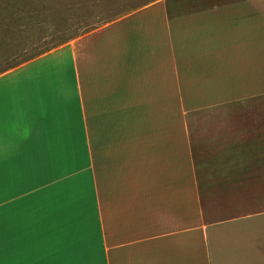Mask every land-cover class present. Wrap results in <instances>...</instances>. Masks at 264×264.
<instances>
[{"label":"crops","instance_id":"0c3cea01","mask_svg":"<svg viewBox=\"0 0 264 264\" xmlns=\"http://www.w3.org/2000/svg\"><path fill=\"white\" fill-rule=\"evenodd\" d=\"M168 13L152 1L0 73L6 264H264V191L218 175L240 185L207 200L190 126L264 95V2ZM245 139L229 150H264Z\"/></svg>","mask_w":264,"mask_h":264},{"label":"rangeland","instance_id":"374dc122","mask_svg":"<svg viewBox=\"0 0 264 264\" xmlns=\"http://www.w3.org/2000/svg\"><path fill=\"white\" fill-rule=\"evenodd\" d=\"M152 1L155 0H0V73L35 57L48 48L115 20ZM163 1L167 4L168 14L177 16L237 0ZM253 1L260 5L264 2V0ZM151 11L152 9H149L145 12V19L149 17ZM242 108L246 107L242 105L241 109L238 108L237 114L235 110L232 112L227 108L218 110L215 114L210 112L191 115L193 161L196 165L197 178L200 180L199 186L205 191L207 200L214 197L215 193L221 191L227 193L231 187L240 185V183L234 185L219 183L214 185V188L210 182L205 183L211 177L218 175L229 177L248 175L254 179L250 187L257 193L264 191V167L256 165L262 162L257 155H264V150L258 152L255 149L251 153L229 150L231 145L239 146L241 140H246L245 138L251 139L252 146L264 140V136L261 135L242 138L229 134L233 133L234 129L245 127L247 121L255 131L264 128V95L249 102L248 109L243 111ZM260 144H255V148L264 147ZM247 156H251L253 166L242 167L243 159ZM220 161L227 164H223L224 167L220 168L218 166ZM229 161L240 163V166L226 167ZM215 163L216 166L213 167Z\"/></svg>","mask_w":264,"mask_h":264},{"label":"snow or ice","instance_id":"6c2138e0","mask_svg":"<svg viewBox=\"0 0 264 264\" xmlns=\"http://www.w3.org/2000/svg\"><path fill=\"white\" fill-rule=\"evenodd\" d=\"M3 236H2V226H0V264H6V262L3 259Z\"/></svg>","mask_w":264,"mask_h":264}]
</instances>
